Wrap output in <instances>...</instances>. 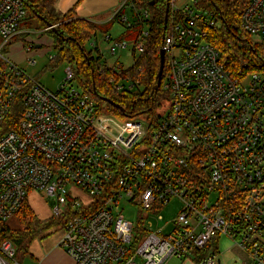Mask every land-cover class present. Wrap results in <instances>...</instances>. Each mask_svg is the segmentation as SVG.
<instances>
[{
	"label": "built area",
	"instance_id": "obj_1",
	"mask_svg": "<svg viewBox=\"0 0 264 264\" xmlns=\"http://www.w3.org/2000/svg\"><path fill=\"white\" fill-rule=\"evenodd\" d=\"M137 1L117 13L129 9L120 18L127 27L142 23L135 49L143 52L152 12ZM178 1L167 0L162 44L169 107L121 119L73 84L71 66L52 91L8 59L3 49L28 10L23 0H0V126L20 95L23 104L18 127L0 134V228L37 191L51 201L50 216L66 219L61 247L75 264H169L219 235L249 252L246 264H264V70L228 66L208 40L214 14ZM241 27L264 42V0L248 1ZM115 82L136 86L126 75ZM174 200L178 212L163 222L160 210ZM127 204L138 208L136 223ZM16 254L12 240L0 243V264H21ZM197 264H218L217 254Z\"/></svg>",
	"mask_w": 264,
	"mask_h": 264
},
{
	"label": "trees",
	"instance_id": "obj_2",
	"mask_svg": "<svg viewBox=\"0 0 264 264\" xmlns=\"http://www.w3.org/2000/svg\"><path fill=\"white\" fill-rule=\"evenodd\" d=\"M27 10L28 19L31 18L38 29L44 30L53 38V44L58 48L57 57L50 58L52 66L60 60L67 61L74 71L73 80L77 81L86 95H89L102 110L116 114L121 119H131L141 114L153 116L156 108L161 105L162 100L167 98V93L162 86L157 91L156 96L152 93L154 81L157 77L160 66V49L166 36L165 12L167 0H144L138 5L150 8L152 12L149 25V36L146 47L137 57L134 49V63L132 66L123 69L120 74L115 72V67L102 68L100 64L101 55L94 56L93 51L86 49V44L93 40L97 44V34L103 32L107 39L108 25L97 24L91 20L75 16V11L79 0L69 11L62 12L58 8L59 0H23ZM121 2L125 0H120ZM249 0H234L230 3H223L222 0H198V7L214 14L216 21H221V28L206 26L208 30V40L221 52V58L232 68L243 67L246 71L264 70V46L257 45L250 41L249 33L241 27V14ZM123 7L116 15V19L126 13ZM171 21V11L168 14V23ZM116 22V20H115ZM48 24L55 26L56 31L49 28ZM136 29L137 39L142 29V23L133 19V24L127 29ZM124 40V38H120ZM96 49L97 46H95ZM168 72V64L165 62L164 81ZM129 76L137 85L143 87L142 91L119 90L115 82L121 76ZM96 92V93H95ZM102 97L113 100L121 107H116ZM23 111L21 95L11 108L5 121L0 126V134L16 129L20 115ZM15 216L18 219V226L11 227L8 223H3L0 228V243L5 239H10L17 246L16 259L22 262V257L29 253L31 242L41 236L47 235L54 229L60 228L66 221L64 217L50 216L41 219L28 202V197L22 203ZM141 228V225L138 226ZM138 242L136 239L135 243ZM197 251L196 255L203 257L206 253ZM199 257V258H200Z\"/></svg>",
	"mask_w": 264,
	"mask_h": 264
},
{
	"label": "rangeland",
	"instance_id": "obj_3",
	"mask_svg": "<svg viewBox=\"0 0 264 264\" xmlns=\"http://www.w3.org/2000/svg\"><path fill=\"white\" fill-rule=\"evenodd\" d=\"M232 1L234 0H222L223 3H230ZM185 3L192 4L194 3V0L178 1L179 5ZM196 7L201 13L205 15V17H208L210 15V13H208L209 11H206L201 7H198V5ZM129 18L132 20L131 14L129 15ZM35 22L36 21H34L31 18L28 19L27 16L22 22V28L29 31L23 32V34L19 35L16 39H14L11 44H9L3 49V53L8 59L12 60L20 68L25 70L26 73L29 74L31 77L37 79L48 89L52 91H56L59 84L66 77L67 68L70 65L67 61L60 60L59 62H56L54 66H52L53 64L50 61V57L51 56L57 57L59 50L54 46L53 38L50 35H48L44 30L43 31L41 29L38 30V27L37 25H35ZM145 26L147 27V24H145ZM221 26H222L221 21H216L214 27L219 29L221 28ZM107 32H108L107 36L111 37L110 39H107L103 34V32L99 31L97 34V44L94 45L92 40L86 44V49L88 51L92 50L94 56H98L99 54L101 55L100 64L102 65V68L104 67L112 68L115 66L119 67V64H122L124 69L132 66L134 63V49L136 48L135 35L137 34V30L134 28L127 29L125 24L116 21L110 25ZM120 38H124L125 42L128 43V46L124 49H121L116 46V51L114 50L113 52V47H115L116 41L120 40ZM249 39L254 44L264 46V42L260 39V37L257 34H249ZM28 42L30 43L33 42L35 46L31 48H27L28 46H26L25 44H28ZM95 46H97L98 49H96ZM109 52L110 55H108ZM140 53L141 52L138 49H135L136 57ZM29 59L34 61V63L29 62ZM251 72H252L251 70H248V73ZM119 83L122 84V81H120ZM73 84L80 87L76 80L74 81ZM115 86L117 87V82H115ZM80 89L82 90L81 87ZM142 90L143 87L141 85L140 86L137 85L134 88V91H142ZM168 107H169L168 101H164L162 102L161 107H157L156 110L158 113H161V112H165L168 109ZM138 117L144 119L150 117L152 118V116L150 115L148 116V114L146 113L141 114ZM28 202L31 205V207H33L36 210V212L39 214L41 218H47L51 214L50 200L46 197V195L43 192H35V191L30 192V194L28 195ZM179 206H180L179 201L174 200L172 201V203L168 205V207L160 210V213L164 217L163 222L171 220L178 212ZM125 215L128 219L136 223L138 220V208L135 205L128 206L127 204ZM153 221L156 224V220ZM8 224L11 227H17L18 226L17 217L16 216L11 217L8 220ZM57 232H60V230H57ZM231 242L234 243L233 240H231ZM229 245L230 242L223 241L220 247L221 253L227 251ZM204 252L207 253L208 248H206ZM228 255H229V251L228 254H225V260L228 258ZM27 257L28 259H30V254L28 256L26 255L22 264H30ZM170 261L169 262L171 264L175 263V260L172 261L171 259Z\"/></svg>",
	"mask_w": 264,
	"mask_h": 264
},
{
	"label": "crops",
	"instance_id": "obj_4",
	"mask_svg": "<svg viewBox=\"0 0 264 264\" xmlns=\"http://www.w3.org/2000/svg\"><path fill=\"white\" fill-rule=\"evenodd\" d=\"M78 1L79 0H59L58 8L62 12H67ZM120 5V0H81L76 7L75 16L91 20L97 24L108 25L110 23H114L115 20L118 21L116 19V15L118 14L117 12ZM126 12L128 14L130 13L128 8ZM25 31L29 30L21 28L17 37L23 34V32ZM17 37H15V39ZM25 45L28 47L35 46L33 42H28V44ZM36 214L39 216L37 212ZM57 230H60V232H57ZM63 237L64 230L57 228L47 235L34 239L30 244L29 253L25 254L22 257V262L24 261L26 255L28 256L30 254V259H28L27 257L30 264H75L73 258L63 249V247H61V241ZM223 241L230 242V245L227 251L221 253L220 247ZM206 248H208V252L206 253V255L212 252L217 254L218 264H246L251 259L248 251L244 250L239 245L231 242V240L224 235H219L212 239ZM228 251L229 255L228 258L225 260V254H228ZM199 257L200 256L196 255L195 253L192 256H188L182 259L172 258V261L175 260L174 264H197ZM170 262L169 264H171Z\"/></svg>",
	"mask_w": 264,
	"mask_h": 264
},
{
	"label": "water",
	"instance_id": "obj_5",
	"mask_svg": "<svg viewBox=\"0 0 264 264\" xmlns=\"http://www.w3.org/2000/svg\"><path fill=\"white\" fill-rule=\"evenodd\" d=\"M168 14H169V5L167 3L166 12H165V28H166L167 22H168ZM48 26H49V28H52L53 30L56 31L55 26H53L51 24H48ZM37 46H39V45H37ZM165 62H166L165 50H164L163 47H161V49H160V66H159V71H158L157 77H156V79L154 81L153 88H152V93H153L154 96H156L157 91L160 88L161 83H162V78H163L164 68H165ZM102 99L110 102L111 104L115 105L116 107H119L118 104H116L113 100H111L109 98L102 97ZM119 108L121 109V107H119Z\"/></svg>",
	"mask_w": 264,
	"mask_h": 264
}]
</instances>
